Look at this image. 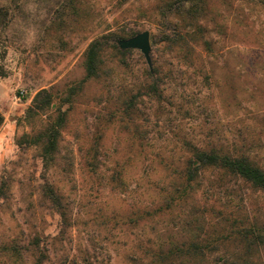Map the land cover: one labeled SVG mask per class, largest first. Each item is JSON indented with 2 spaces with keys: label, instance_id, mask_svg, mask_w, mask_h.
I'll use <instances>...</instances> for the list:
<instances>
[{
  "label": "rangeland",
  "instance_id": "1",
  "mask_svg": "<svg viewBox=\"0 0 264 264\" xmlns=\"http://www.w3.org/2000/svg\"><path fill=\"white\" fill-rule=\"evenodd\" d=\"M165 1L0 0V264H264V191L196 162L183 178L196 151L264 170V0H205L198 21ZM143 32L150 65L118 45ZM59 108L49 165L31 140Z\"/></svg>",
  "mask_w": 264,
  "mask_h": 264
},
{
  "label": "trees",
  "instance_id": "2",
  "mask_svg": "<svg viewBox=\"0 0 264 264\" xmlns=\"http://www.w3.org/2000/svg\"><path fill=\"white\" fill-rule=\"evenodd\" d=\"M64 3L58 5L62 6ZM205 0H169L163 2L159 8L164 19H169L172 11L174 14H181L190 19H199L204 12ZM198 21V20H197ZM196 21V22H197ZM100 40H94L89 45L86 53V78H91L96 74L97 58L99 51L103 48ZM64 102H68L66 99ZM53 106V96L48 90H41L36 94L33 103L26 112V119H33L38 113H43ZM3 118L0 114V126ZM65 122V113L59 108L57 116L52 123L47 124L39 134L32 139L31 145L40 146L42 160L49 165H53L59 151V140L61 129ZM194 160L189 161L184 174V186L194 182L199 168L219 169L230 175L237 176L245 182L250 183L256 189L264 191V170L255 166L247 156H232L229 154H220L216 151H196L193 154ZM199 168H193L194 163ZM185 188V187H184ZM183 193V192H182ZM52 201L56 203L55 193L51 190ZM184 195V193H183ZM11 244V243H10ZM8 244V245H10ZM5 246L4 251L12 255L21 256V252L16 245Z\"/></svg>",
  "mask_w": 264,
  "mask_h": 264
},
{
  "label": "water",
  "instance_id": "3",
  "mask_svg": "<svg viewBox=\"0 0 264 264\" xmlns=\"http://www.w3.org/2000/svg\"><path fill=\"white\" fill-rule=\"evenodd\" d=\"M118 45L121 50H139L148 65H150V37L148 32H143L138 34L137 36L126 39V40H119Z\"/></svg>",
  "mask_w": 264,
  "mask_h": 264
}]
</instances>
